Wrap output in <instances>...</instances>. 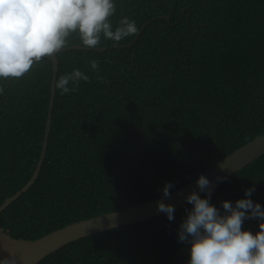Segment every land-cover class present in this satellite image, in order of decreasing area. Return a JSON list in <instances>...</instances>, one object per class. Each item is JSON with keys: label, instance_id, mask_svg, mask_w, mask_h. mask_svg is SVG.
Wrapping results in <instances>:
<instances>
[{"label": "trees", "instance_id": "16d2710c", "mask_svg": "<svg viewBox=\"0 0 264 264\" xmlns=\"http://www.w3.org/2000/svg\"><path fill=\"white\" fill-rule=\"evenodd\" d=\"M114 2L113 28L128 17L138 32L119 43L102 37L105 51L58 53L57 80L78 69L90 81L65 95L56 89L40 175L0 214L15 238L36 240L160 198L166 182L172 193L264 133V0ZM147 22L131 47L112 48L131 43ZM52 76L44 58L21 79L0 80V207L40 159ZM253 185L247 198L264 208V155L217 186L210 203L223 212L221 202L245 199ZM191 207L175 209L172 221L163 214L80 238L39 264H188L178 229ZM259 223L246 220L242 231L255 234Z\"/></svg>", "mask_w": 264, "mask_h": 264}, {"label": "clouds", "instance_id": "9594fccd", "mask_svg": "<svg viewBox=\"0 0 264 264\" xmlns=\"http://www.w3.org/2000/svg\"><path fill=\"white\" fill-rule=\"evenodd\" d=\"M116 13L114 0H0V80L21 79L44 58H51L67 46L75 35L87 49L100 46L101 38L119 43L138 32L135 21L120 19L113 28L110 18ZM90 69L98 73L99 62L91 60ZM97 80L105 82L97 75ZM80 81L90 77L78 69L61 76L56 88L61 95L74 92ZM73 85L69 87V85ZM4 88L0 87V93ZM217 182L226 178L217 177ZM195 191L185 200L191 205L178 229V240L190 245L188 264H264V208L251 197L255 185L245 189V199L233 204L221 202L220 209L210 203L212 183L200 175ZM174 185L165 183L163 196L170 198ZM157 210L174 219L175 208L157 202ZM258 220L259 231H242L243 222ZM0 264H17L16 255L8 251Z\"/></svg>", "mask_w": 264, "mask_h": 264}, {"label": "water", "instance_id": "95a60500", "mask_svg": "<svg viewBox=\"0 0 264 264\" xmlns=\"http://www.w3.org/2000/svg\"><path fill=\"white\" fill-rule=\"evenodd\" d=\"M165 18L167 20H170V16H167ZM149 22H147L141 28L140 32L131 43L115 45L112 46V48L131 47L139 39L144 28L149 24ZM72 49L87 48H85L83 45L76 44L67 46L61 51ZM107 49L108 48H96V50L101 51H105ZM50 59L53 62L51 98L41 156L37 163L36 169L28 183L20 191L8 198L1 205L0 214L15 200H17L24 192H27L33 186L40 175L46 158L49 146V136L53 124V109L55 105L57 89L55 85L57 82L59 71L58 54L54 55ZM262 155H264V133L247 142L243 146L237 148L231 154L221 159L210 170L202 174L214 186L212 189V195L217 186L222 184L237 172L244 169L247 165L258 159ZM217 177H224L226 179L223 182H217ZM198 178L170 193V198H165L164 196H162L160 198L149 200L125 209L102 213L89 219L71 223L36 240L15 238L0 226V257L6 256L8 254V251L10 250L15 253L17 264H39L47 256L80 238L111 230L120 226L142 222L150 218L163 215L165 213H161L157 210L158 201L163 202L166 205H173L174 208L177 209L184 204H187L185 198L192 192L195 191L200 197H203L205 195V193L199 192V189L197 188L196 181ZM221 214H223V212H221Z\"/></svg>", "mask_w": 264, "mask_h": 264}]
</instances>
